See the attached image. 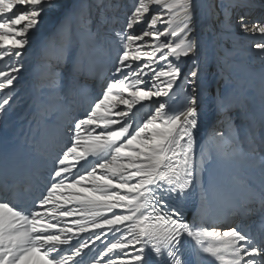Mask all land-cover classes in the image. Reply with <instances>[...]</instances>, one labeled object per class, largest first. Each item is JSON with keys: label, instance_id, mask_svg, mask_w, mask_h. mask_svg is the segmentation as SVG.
Masks as SVG:
<instances>
[{"label": "snow or ice", "instance_id": "1", "mask_svg": "<svg viewBox=\"0 0 264 264\" xmlns=\"http://www.w3.org/2000/svg\"><path fill=\"white\" fill-rule=\"evenodd\" d=\"M52 6V0H0V91L14 85L24 50ZM153 6L159 11L152 13ZM194 9V0H136L123 30L115 31L107 66L94 73L96 94L77 89L79 57L62 75L67 44L53 46L39 111L64 116L72 98L86 100L78 118H68L37 191L21 202L14 187L3 189L0 264H85L89 252L88 264H192L189 257L264 264V227L256 235L220 227L208 211L217 194L211 179L205 184L213 160L259 168L264 200V138L257 145L254 128L241 136L230 113L244 106L243 90L226 92L215 98L220 130H211L197 149L198 82L208 58L194 36ZM142 23V32L133 34ZM237 23L242 33L264 37V21L249 26L240 16ZM219 27L221 34L232 31L228 17ZM254 47L264 56V43ZM259 92L264 106V72ZM10 101H0V113ZM0 160L7 163L10 154L0 153ZM194 194L197 211L189 219Z\"/></svg>", "mask_w": 264, "mask_h": 264}, {"label": "bare ground", "instance_id": "2", "mask_svg": "<svg viewBox=\"0 0 264 264\" xmlns=\"http://www.w3.org/2000/svg\"><path fill=\"white\" fill-rule=\"evenodd\" d=\"M53 6L42 16L39 30L33 33L24 50L23 68L10 90L0 91V101L10 96V106L0 113V153L9 151L13 141L20 140L31 159L38 160L36 176L44 180L47 163L55 153V147L63 140L68 118H78L86 100L83 94L72 98L70 110L47 115L39 111L40 101L46 89L43 87V67L49 56H54L56 47L67 44V56L60 68L67 77L72 61L80 58L83 74L74 77L77 89L96 94L100 90L94 73L108 64L114 48L115 31L123 30L126 17L136 0H52ZM193 27L201 53L208 58L207 68L200 83L199 125L195 131L197 149L211 130L221 128L215 105L219 88L226 87L239 94L243 90V113L231 115L236 128L243 137L247 128H254L253 139L257 145L264 138V112L259 92L260 82L253 84L243 79L241 69L253 72L254 78L264 72V56L254 45L264 43V37L244 34L239 30L238 18L243 16L252 23L264 21V0H194ZM159 9L153 6L152 13ZM67 14V15H66ZM66 15L65 21L62 18ZM229 18L231 32L220 33V23ZM150 18V15L149 17ZM256 18V19H255ZM64 19V18H63ZM145 24L135 26L133 34H140ZM161 29L163 25L159 26ZM236 27V30L234 28ZM89 31L95 34L93 39ZM54 62V61H53ZM187 64L182 65L187 71ZM3 65H0L2 68ZM227 78V79H226ZM93 80L92 82H90ZM158 102L162 98H156ZM155 106V105H154ZM153 106V107H154ZM35 162V160H34ZM4 162L0 160V168ZM248 179V185L243 180ZM211 179L217 194L210 197L208 209L220 227L248 228L254 235L264 227V200L260 197V170L252 169L245 162L223 164L213 160L205 173V184ZM198 196L188 202V218L197 211ZM99 247V245H97ZM98 255V253H96ZM93 253L85 257V264ZM192 264H213L211 258L189 257Z\"/></svg>", "mask_w": 264, "mask_h": 264}, {"label": "rangeland", "instance_id": "3", "mask_svg": "<svg viewBox=\"0 0 264 264\" xmlns=\"http://www.w3.org/2000/svg\"><path fill=\"white\" fill-rule=\"evenodd\" d=\"M67 15V14H66ZM66 15L62 18V22L63 21H65V17H66ZM256 19V18H255ZM234 30H236V27L234 28ZM190 61H186V63H189ZM184 70H185V68H184ZM186 71V70H185ZM240 73L242 74V78L243 79H245V78H248V79H251L250 81L253 83V84H257L258 82H260V76H258V77H255L254 78V75H253V72H249L248 70H246V69H241L240 70ZM93 80H91L90 82H92ZM226 92H230L225 86L224 87H222V88H219V91H218V94H217V96L218 95H224ZM176 107H179V105L177 104V106ZM239 112H242L243 113V109L241 108V109H239V108H236V109H234L231 113H230V115H233V113H239ZM219 118H221L220 117V115H219Z\"/></svg>", "mask_w": 264, "mask_h": 264}]
</instances>
